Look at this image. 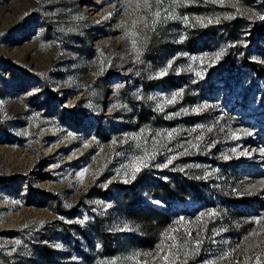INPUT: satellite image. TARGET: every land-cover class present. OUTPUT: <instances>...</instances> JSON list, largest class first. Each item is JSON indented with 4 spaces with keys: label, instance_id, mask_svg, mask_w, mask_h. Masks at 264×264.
Wrapping results in <instances>:
<instances>
[{
    "label": "rangeland",
    "instance_id": "obj_1",
    "mask_svg": "<svg viewBox=\"0 0 264 264\" xmlns=\"http://www.w3.org/2000/svg\"><path fill=\"white\" fill-rule=\"evenodd\" d=\"M261 16L264 0H0V264H163L197 238L177 264H264V77L244 64L264 67Z\"/></svg>",
    "mask_w": 264,
    "mask_h": 264
},
{
    "label": "snow or ice",
    "instance_id": "obj_2",
    "mask_svg": "<svg viewBox=\"0 0 264 264\" xmlns=\"http://www.w3.org/2000/svg\"><path fill=\"white\" fill-rule=\"evenodd\" d=\"M213 2H215V0H213ZM154 16L159 18L161 16L160 11H156L154 13ZM184 19L187 20V17H184ZM259 19H264V16L259 17ZM156 22L158 23L159 20H157ZM209 23H211V21H209ZM132 43H133V47L135 48L136 43H137L136 40H133ZM220 55H222V53H217V59L219 58ZM171 67H172V63H171V61H169L168 68H171ZM166 74H167V68L161 69V71L159 72L158 75L162 77ZM177 95H179V93L173 94L172 98L168 102L169 103H175ZM202 107L207 108L208 105L205 104ZM194 111L198 112V111H200V109H195ZM198 127H202V126H198ZM193 131H195V129H193ZM209 131H211V129H209ZM167 138L168 139L173 138V132L172 131L167 132ZM197 139H200V137H197ZM192 146L193 147H199V145H192ZM261 153L264 154V149H261ZM245 154H247V153H245ZM155 157H156L155 152H153L151 154L145 153L144 156H140V157H134L133 162L130 165L125 166L126 168H128L130 170V171H125V173H124L125 176L128 177V179L134 180L136 178V174L139 173L142 170V168L148 167L150 161L154 160ZM175 158H176L175 156L168 158L167 162L165 164L159 165V166L160 167H168V165H171L173 163V160ZM128 179L125 180L126 183L128 182ZM205 215L212 217V216H215L216 213L212 212V211H209L208 213H201L202 217ZM186 235L190 237L191 232L187 233ZM165 238L168 240H173V241L176 240V237L172 236L170 233H166ZM17 243H19V241H17ZM184 243L185 244L191 243V247L188 249H184L180 245H177L175 242H173L170 245L169 250L161 257L163 264H177V261L180 260L181 256L188 257L190 254H192V255L199 254V247H200V244L202 243L201 239L197 238V239H194L190 242L185 240ZM161 250L163 251V249H161ZM113 264H115V262H113ZM145 264H147V261H145ZM182 264H187V260L185 259L182 262Z\"/></svg>",
    "mask_w": 264,
    "mask_h": 264
},
{
    "label": "trees",
    "instance_id": "obj_3",
    "mask_svg": "<svg viewBox=\"0 0 264 264\" xmlns=\"http://www.w3.org/2000/svg\"><path fill=\"white\" fill-rule=\"evenodd\" d=\"M244 64L246 66H248L250 69H252L253 71H255V73L257 75H261V76L264 77V67L260 63H257V62L250 61V60L246 59L244 61ZM138 216H140V215H138ZM150 240H151V237L147 236L146 238L143 239V243L144 244H147V243L150 244Z\"/></svg>",
    "mask_w": 264,
    "mask_h": 264
}]
</instances>
